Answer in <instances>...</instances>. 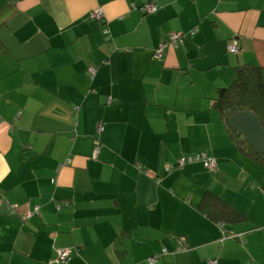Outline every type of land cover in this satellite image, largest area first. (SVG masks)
<instances>
[{
    "label": "crops",
    "instance_id": "obj_1",
    "mask_svg": "<svg viewBox=\"0 0 264 264\" xmlns=\"http://www.w3.org/2000/svg\"><path fill=\"white\" fill-rule=\"evenodd\" d=\"M242 64L264 0H0V264H264V169L213 102Z\"/></svg>",
    "mask_w": 264,
    "mask_h": 264
},
{
    "label": "trees",
    "instance_id": "obj_2",
    "mask_svg": "<svg viewBox=\"0 0 264 264\" xmlns=\"http://www.w3.org/2000/svg\"><path fill=\"white\" fill-rule=\"evenodd\" d=\"M99 21L104 22L103 20ZM104 27L105 25H103L105 39L107 37L109 40V29ZM219 90L220 96L215 103V107L219 109L223 116L234 142L242 152L257 161L264 169V150L260 151L255 148L246 136L239 133L236 127L229 122V118L233 114L250 111L257 115L264 127V68L255 64L238 65L235 68L230 86L222 87ZM62 251H67L65 258L61 257ZM73 251L72 249H58V262H67Z\"/></svg>",
    "mask_w": 264,
    "mask_h": 264
},
{
    "label": "water",
    "instance_id": "obj_3",
    "mask_svg": "<svg viewBox=\"0 0 264 264\" xmlns=\"http://www.w3.org/2000/svg\"><path fill=\"white\" fill-rule=\"evenodd\" d=\"M229 122L258 150H264V127L256 114L250 111L238 112L230 116Z\"/></svg>",
    "mask_w": 264,
    "mask_h": 264
},
{
    "label": "built area",
    "instance_id": "obj_4",
    "mask_svg": "<svg viewBox=\"0 0 264 264\" xmlns=\"http://www.w3.org/2000/svg\"><path fill=\"white\" fill-rule=\"evenodd\" d=\"M150 4H147V5L144 6V7L147 6L146 7V10H147L148 7H151L150 8V11L155 10L156 5L154 3H150ZM93 16L96 17L99 20H103L104 19V15H102V12H100V11L94 13ZM106 39L108 40L107 37H106ZM172 40H174V41L180 40V36L177 35V34H174L172 36ZM164 49H165V46L164 45H161L160 48L158 49V51L155 54V56H156L157 59H161L164 56ZM239 49H240V47H239V45H238L237 42H235L234 45H232V46L229 47V50L232 53H238ZM97 151H98V147H96L95 153H97ZM197 160H202L204 162V164L206 165V167H208L211 170H214L217 167L216 160L214 158H212V157L207 156L205 153H198L196 155H190V156H184L183 155L180 158V160H179V164H180V166H182L185 163H187L188 161L189 162H193V161H197ZM66 256H67V251H62L61 252V257L62 258H65ZM210 264H217V262H214L213 261V262H210Z\"/></svg>",
    "mask_w": 264,
    "mask_h": 264
},
{
    "label": "rangeland",
    "instance_id": "obj_5",
    "mask_svg": "<svg viewBox=\"0 0 264 264\" xmlns=\"http://www.w3.org/2000/svg\"><path fill=\"white\" fill-rule=\"evenodd\" d=\"M150 5H151V4H150ZM150 8H151V7H148L147 10L150 11ZM100 12H102V15H104L103 11H100ZM94 13H96V12H94ZM96 15H97V14H96ZM95 18H96V17H95ZM96 19H97V18H96ZM104 19H105V16H104ZM104 19H103V20H104ZM98 20H99V19H98ZM93 74H95V73H93ZM230 79H231V83H232V81H233V77H231ZM221 80H222V79H221ZM221 80H220V81H221ZM231 83H230V84H231ZM222 84H223L222 82H219V84H218V90H217V92H216V96L213 98V100H214V101H213V102H214V105H215L217 99H219V96H220V90H219V89L222 88V87H225L224 84H223V85H222ZM230 84H226V86H230ZM100 129L102 130L101 127H100ZM96 147H98V150H99V146L97 145ZM96 147H95V150H96ZM97 153H98V151H97ZM97 153H95V151H94V154H95V155H96Z\"/></svg>",
    "mask_w": 264,
    "mask_h": 264
}]
</instances>
